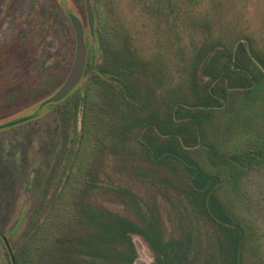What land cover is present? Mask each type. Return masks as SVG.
Returning a JSON list of instances; mask_svg holds the SVG:
<instances>
[{"label":"trees","instance_id":"16d2710c","mask_svg":"<svg viewBox=\"0 0 264 264\" xmlns=\"http://www.w3.org/2000/svg\"><path fill=\"white\" fill-rule=\"evenodd\" d=\"M90 2L96 24L81 81L50 100L72 58L44 49L40 82L0 97L8 108L38 102L0 130L62 102L44 121L49 156L32 179L36 207L17 248L0 226L9 263L136 264L139 235L150 264H264V40L225 31L174 57L147 56L130 28ZM125 174L151 189L149 198L125 185Z\"/></svg>","mask_w":264,"mask_h":264},{"label":"rangeland","instance_id":"374dc122","mask_svg":"<svg viewBox=\"0 0 264 264\" xmlns=\"http://www.w3.org/2000/svg\"><path fill=\"white\" fill-rule=\"evenodd\" d=\"M91 1L92 5L97 2L98 11H103L111 20L130 28L141 52L147 56L159 51L174 57L179 46L192 50L202 40L213 39L225 31L252 33L264 40V0ZM71 12L72 17L75 15L82 20L84 38H89L91 26L85 0H0V97L40 82L35 61L43 55L44 49L51 52L52 59L72 58L73 66L78 40L71 44L66 38L67 26H72ZM40 21H44L45 39L40 32ZM206 21L207 27L203 26ZM94 22L96 24V19ZM37 105L38 102L13 108L0 106V124L33 113ZM61 105L62 102L48 103L44 113L0 130V178L3 179L0 226L15 248L36 207L32 179L49 156L44 121L56 116ZM120 178L145 199L149 198L151 189L128 174ZM156 193L163 198L162 193ZM107 204L116 211L127 212L118 202L107 201ZM164 216L167 219V215ZM166 222L169 225V221ZM133 238L138 250L136 264H150L154 253L142 236L133 235ZM0 264H10L1 235Z\"/></svg>","mask_w":264,"mask_h":264},{"label":"water","instance_id":"95a60500","mask_svg":"<svg viewBox=\"0 0 264 264\" xmlns=\"http://www.w3.org/2000/svg\"><path fill=\"white\" fill-rule=\"evenodd\" d=\"M87 4V9H88V16H89V21H90V26L93 30L94 27V15L92 11V6L90 0H86ZM74 21V25L76 28L77 32V40H78V45H77V52H76V57L72 66V69L65 81V83L62 85V87L51 97L50 100L52 101H59L61 100L70 90H72L82 79L85 66H86V61H87V48L85 44V38H84V28H83V23L80 20L79 17L73 16L72 17ZM7 247L9 248L11 252V256L13 261L15 262V256L13 253V249L10 245V242L8 240L7 236H3Z\"/></svg>","mask_w":264,"mask_h":264}]
</instances>
